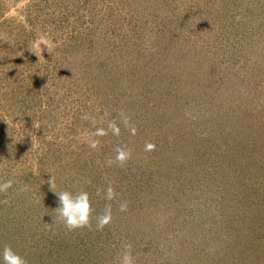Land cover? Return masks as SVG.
I'll return each mask as SVG.
<instances>
[{"label": "rangeland", "instance_id": "1", "mask_svg": "<svg viewBox=\"0 0 264 264\" xmlns=\"http://www.w3.org/2000/svg\"><path fill=\"white\" fill-rule=\"evenodd\" d=\"M51 175L90 194L91 228L55 220ZM7 180L0 252L29 264H119L128 244L135 264H264V0H0Z\"/></svg>", "mask_w": 264, "mask_h": 264}, {"label": "clouds", "instance_id": "2", "mask_svg": "<svg viewBox=\"0 0 264 264\" xmlns=\"http://www.w3.org/2000/svg\"><path fill=\"white\" fill-rule=\"evenodd\" d=\"M31 48V47H30ZM48 51L51 52V49L47 47ZM31 50L37 55L41 56V51ZM122 115V122L125 127H128L131 134L135 135L137 129L134 126L130 125V117ZM83 120L91 121L93 124L96 123L94 117H90L88 114H84L81 117ZM35 127H39L36 122L34 123ZM109 131L115 135L119 136L121 134V128L117 125L115 120L109 121L107 128L98 127L95 129L93 136L94 137H103L108 135ZM100 146L99 139H91L89 141V147L91 149H98ZM156 145L152 142H146L144 145L145 151H154ZM115 156L110 158L107 161L108 166H112L113 164H118L119 166L125 165L128 160L131 159L132 150L124 146H117L115 148ZM14 181L7 180L3 183H0V193H7L8 189L12 188ZM48 183L50 184L51 190L54 191L58 197L59 205L54 210L55 212V220L59 218L65 227L70 230H76L80 228H91L92 220H93V212L94 209L92 207L91 197L87 191L81 190L73 193L69 190H57L55 178L51 175ZM21 192L28 191V186L23 185L19 189ZM100 190H97V194H99ZM104 198L107 201H113L116 198L115 189L111 184L107 186L104 190ZM128 204L126 201L121 202L119 205L120 211H127ZM113 219L112 214V204L107 203L102 213L95 216L96 220V228L97 230H103L105 226H107ZM0 256H2L3 264H29L28 260L22 256L19 252H17L11 245H5L0 252ZM119 264H135V260L132 255V245H125L124 251L119 258Z\"/></svg>", "mask_w": 264, "mask_h": 264}]
</instances>
